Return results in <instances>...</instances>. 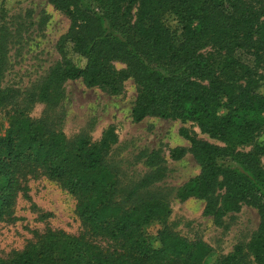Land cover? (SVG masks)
Listing matches in <instances>:
<instances>
[{
    "label": "trees",
    "instance_id": "16d2710c",
    "mask_svg": "<svg viewBox=\"0 0 264 264\" xmlns=\"http://www.w3.org/2000/svg\"><path fill=\"white\" fill-rule=\"evenodd\" d=\"M47 1L69 26L57 40L60 61L29 102L57 99L69 80L118 94L130 79L136 87L132 121L158 117L196 124L221 145L180 130L200 171L177 190L178 197L205 199L204 213L215 223L242 204L254 208L256 231L216 264H249L243 248L256 264H264V141L257 139L264 131L259 92L264 0ZM116 62L123 67L116 68ZM17 97L0 88V108ZM24 109L13 102L0 129V223L16 219V202L29 198L28 181L43 177L74 197L81 229L35 230L19 250L0 255V264H208L212 247L171 231L166 224L171 209L164 200L130 207L113 202L117 175L104 164L117 142L113 126L97 141L71 142ZM159 172L142 178L130 193L147 187Z\"/></svg>",
    "mask_w": 264,
    "mask_h": 264
},
{
    "label": "rangeland",
    "instance_id": "374dc122",
    "mask_svg": "<svg viewBox=\"0 0 264 264\" xmlns=\"http://www.w3.org/2000/svg\"><path fill=\"white\" fill-rule=\"evenodd\" d=\"M68 26V18L47 0H0V88L18 95L0 108V129L6 126L13 102L25 108L34 120L42 121L48 130L63 131L71 142L80 137L97 141L108 126H113L117 142L104 156V164L117 175L114 203L130 207L143 200H164L171 209L166 221L171 231L212 247L208 264H216L236 245L244 247L259 223L254 208L242 204L238 212L227 213L215 223L211 215L204 213L205 199L194 196L181 199L177 194L200 171L189 150L190 143L180 130L211 143H221L189 121L158 117L132 121L131 108L136 97L132 80L125 81L118 94L88 87L81 80H69L62 85L57 99L29 102V94L60 61L56 44ZM72 58L84 63L76 55ZM244 60L251 63L249 54ZM115 67L121 68L123 64L116 62ZM256 72L263 71L258 67ZM259 92L264 95V84ZM258 135L257 139L264 141V131ZM157 172L159 175L151 184L130 193L142 178ZM27 186L29 198L21 197L16 202V219L0 223V255L19 250L35 230L50 228L77 233L81 229L73 212L74 197L57 183L40 177L30 179ZM243 252L249 264H256L244 248Z\"/></svg>",
    "mask_w": 264,
    "mask_h": 264
}]
</instances>
